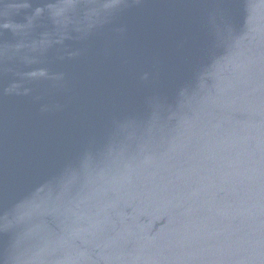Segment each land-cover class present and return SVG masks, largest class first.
Returning <instances> with one entry per match:
<instances>
[{"label":"water","instance_id":"water-1","mask_svg":"<svg viewBox=\"0 0 264 264\" xmlns=\"http://www.w3.org/2000/svg\"><path fill=\"white\" fill-rule=\"evenodd\" d=\"M0 264H264V0H0Z\"/></svg>","mask_w":264,"mask_h":264}]
</instances>
